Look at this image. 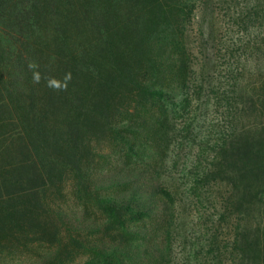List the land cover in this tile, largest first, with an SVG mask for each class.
I'll return each instance as SVG.
<instances>
[{
	"label": "trees",
	"instance_id": "1",
	"mask_svg": "<svg viewBox=\"0 0 264 264\" xmlns=\"http://www.w3.org/2000/svg\"><path fill=\"white\" fill-rule=\"evenodd\" d=\"M208 1L0 0V250L41 237L38 264L76 250L87 264H166L164 150L191 101L186 23ZM244 1L259 33L238 92L263 118L264 0ZM245 118L189 174L219 193L233 264H264V122Z\"/></svg>",
	"mask_w": 264,
	"mask_h": 264
},
{
	"label": "rangeland",
	"instance_id": "2",
	"mask_svg": "<svg viewBox=\"0 0 264 264\" xmlns=\"http://www.w3.org/2000/svg\"><path fill=\"white\" fill-rule=\"evenodd\" d=\"M244 3L209 0L186 23L191 101L186 112L175 119V135L164 150L168 160L165 177L175 194L176 210L166 264H233L234 231L231 219L221 211L219 193L213 187L192 190L189 172L195 165L206 164L202 152L221 134L226 135L232 126H242L241 116L247 124L264 122V117L245 110L238 92L244 70L251 74L252 59L257 55L248 43L259 33L255 22H249L247 29ZM51 247L50 240L41 237L14 241L0 250V264H38ZM89 260V255L76 250L71 263L87 264Z\"/></svg>",
	"mask_w": 264,
	"mask_h": 264
}]
</instances>
